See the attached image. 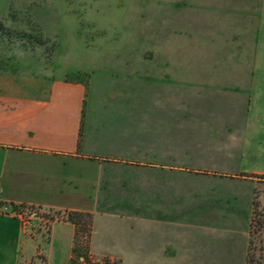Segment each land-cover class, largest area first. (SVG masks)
Instances as JSON below:
<instances>
[{
    "label": "rangeland",
    "instance_id": "obj_1",
    "mask_svg": "<svg viewBox=\"0 0 264 264\" xmlns=\"http://www.w3.org/2000/svg\"><path fill=\"white\" fill-rule=\"evenodd\" d=\"M255 2L0 0V73L26 62L62 63L71 81L85 85L87 104L124 93L132 118L127 132L141 135L138 119L144 116L175 139L182 122L180 149L166 146L162 160L111 166L94 206L89 197L79 210L12 204L40 252L18 264L59 263L56 252L64 247L57 240L47 245L48 226L71 211L89 213L96 231L106 223L126 235L132 218H125L141 217L145 207L155 219L177 221L179 264H243L244 253L245 263L249 253L252 264H264V177L224 175L217 161L221 129L217 137L206 127L207 109L223 104L221 89L207 78L247 70L239 28ZM131 83L139 85L129 88ZM118 99L107 106H121ZM149 226L155 233L166 227ZM85 255L84 264H120L96 258L89 248Z\"/></svg>",
    "mask_w": 264,
    "mask_h": 264
},
{
    "label": "crops",
    "instance_id": "obj_2",
    "mask_svg": "<svg viewBox=\"0 0 264 264\" xmlns=\"http://www.w3.org/2000/svg\"><path fill=\"white\" fill-rule=\"evenodd\" d=\"M253 1L239 28L245 35L240 47L247 70L207 78L214 82L211 86L221 89L223 99L220 109H207L206 127L221 129L224 141L217 161L224 175L264 177V0ZM128 85L137 88L139 84ZM104 98L96 96L95 105L94 101L87 104L85 85L71 81L69 68L62 63L26 62L0 73V203L79 210L89 197L94 206L107 185L103 179L111 175L106 173L111 166L162 160L166 146L180 149L181 119L179 138L167 139L164 125L160 132L161 126L154 122L151 127L144 116L138 120L145 131L134 135L127 132L132 118L128 120L124 93ZM115 99L121 106H107ZM103 112L110 119L104 118ZM149 213L145 207L141 217L125 218H132L126 235L111 232L106 223L96 231L92 222L90 253L120 264H179L181 247L174 229L177 221L155 219ZM24 223L20 217L0 215V264H18L20 257L40 253L29 243ZM150 224L166 227H159L155 233ZM56 226H60L59 232ZM74 234L75 227L68 221L49 223L45 242L52 248L57 240L55 244L64 247L56 252L62 259L55 264H72Z\"/></svg>",
    "mask_w": 264,
    "mask_h": 264
},
{
    "label": "trees",
    "instance_id": "obj_3",
    "mask_svg": "<svg viewBox=\"0 0 264 264\" xmlns=\"http://www.w3.org/2000/svg\"><path fill=\"white\" fill-rule=\"evenodd\" d=\"M64 221H68L75 227V234L72 246V264H84L86 262V251L89 248V241L91 237V216L89 213L71 211ZM107 262V259H104ZM253 260L250 258L249 253L246 255V263L252 264Z\"/></svg>",
    "mask_w": 264,
    "mask_h": 264
},
{
    "label": "built area",
    "instance_id": "obj_4",
    "mask_svg": "<svg viewBox=\"0 0 264 264\" xmlns=\"http://www.w3.org/2000/svg\"><path fill=\"white\" fill-rule=\"evenodd\" d=\"M13 206L14 205L12 204L0 203V215H10L22 218L21 211L14 208Z\"/></svg>",
    "mask_w": 264,
    "mask_h": 264
}]
</instances>
